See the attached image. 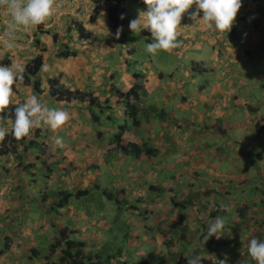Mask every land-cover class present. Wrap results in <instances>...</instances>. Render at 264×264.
Wrapping results in <instances>:
<instances>
[{
	"label": "crops",
	"instance_id": "crops-1",
	"mask_svg": "<svg viewBox=\"0 0 264 264\" xmlns=\"http://www.w3.org/2000/svg\"><path fill=\"white\" fill-rule=\"evenodd\" d=\"M142 11H146L142 3L129 0L123 3L121 15L124 18L119 19L118 26L123 31L117 38L109 36L102 15L92 14L90 0H56L55 15L34 31L16 33L14 49L8 50L0 42V66L24 69L35 56L41 54L43 66L38 78L42 93L36 96L49 108L67 111L70 117L56 132L43 126L34 129L25 138L26 143L35 139L42 146L27 151L19 147L18 156H0V191L4 192L1 194L12 193L7 209L15 213L16 206L20 204L22 207L21 203L28 198L27 194L38 193L42 186L54 192L60 186L57 184L59 177L68 181L69 176L76 178L85 173L78 184L89 189L91 182L86 181L87 177L97 186L100 183L99 177L96 179L99 174L119 167H126L127 171H135L138 177H142L136 187L148 186L150 191L149 187L152 186L156 190L150 192L155 196L157 188L166 190L162 197L151 196V200L157 201L156 198L160 197V200L174 203L175 177H180L183 186L202 185L209 192L208 195L206 191H201L206 202L200 198V203L204 204L199 207V212L197 206L194 207V221L190 225L195 227L187 231L195 228L196 232L197 226L214 222L210 221L209 213L211 209H218L221 211L218 216L223 217L228 225L222 234L232 236L236 246H239L244 264H256L248 248L253 238L264 242V0H242L231 31L224 35L203 31L199 19L190 18L196 12V6L191 7L181 19V34L177 38L181 46L171 53L158 51L162 57H180L183 66L169 64L150 71V65L142 62L135 73L142 77L135 81L125 69L121 52L123 42L129 41L130 35H138L145 41L141 33H132L129 29V22L137 19ZM9 18L0 8V37H4ZM78 24L94 38H99V46L86 45L77 39L75 25ZM54 36L57 37L56 42L53 41ZM37 39L40 41L38 48L35 47ZM117 42L120 43V51L115 53ZM70 43L74 44L73 47ZM64 44L75 51L76 56L58 58L57 54ZM130 49L127 48V56L133 53V49ZM102 69L118 73L123 83H118L120 80L116 81L114 75L104 73ZM52 79H58L59 86L71 92L78 91L97 98V105L89 107L88 102L78 100L69 103L55 101L49 96L48 81ZM140 81L141 99L136 104L140 111L138 124L132 125L113 91H127ZM13 91V104L5 113H0V117L7 115L14 121L17 105L24 103L34 92L31 87L19 82L14 83ZM251 91H260L255 94L258 105L249 104L255 99ZM147 102L151 103L152 109L145 115L148 112ZM197 111L199 117L195 116ZM92 114L95 118H92ZM94 119L96 122H93ZM101 120L109 123L115 120V123L120 122L119 126L126 125L127 131L122 130L120 134L119 126L116 131L121 135V145L134 143L131 137L140 136L139 144H135L145 147L147 151L154 150L157 154L149 160L141 158L137 161L120 154L113 142L114 126L101 128ZM0 126L7 128V134L12 132V125L6 121L0 120ZM57 136L63 139L64 148L55 145ZM43 163H46L45 167ZM29 164L32 166L28 167ZM48 166L52 169L51 174L47 172ZM58 167L62 172L55 174L53 168ZM213 182L222 187L221 192L215 193L210 188ZM115 183L114 187L117 188ZM187 188L189 192L185 198L189 200L194 188ZM46 195L40 193L37 196L40 203L35 209L41 208V204L46 206L51 203V197L45 199ZM190 203L195 205L194 200H190ZM158 211L162 212L160 216L166 212L165 209ZM57 213L58 219L63 214H69L64 208L57 210ZM78 213L75 211L73 217ZM229 219L233 224H229ZM55 224L57 231L64 226L60 221ZM186 225L183 222L180 228ZM69 229L78 236L80 229L75 225ZM257 231L259 234L262 232L261 235ZM48 243V239L42 244L32 240L33 245L29 247L43 249ZM8 261L12 264L16 259L9 254ZM32 261L38 259L31 260V263H35ZM40 264L45 262L41 261Z\"/></svg>",
	"mask_w": 264,
	"mask_h": 264
},
{
	"label": "rangeland",
	"instance_id": "rangeland-1",
	"mask_svg": "<svg viewBox=\"0 0 264 264\" xmlns=\"http://www.w3.org/2000/svg\"><path fill=\"white\" fill-rule=\"evenodd\" d=\"M194 7V6H192ZM189 11V10H188ZM185 14H188L185 13ZM184 14V15H185ZM129 41L123 42V50L121 52V56H124L125 59V65L126 70L129 72L131 76L136 73V69L142 65V62H144V65H150V71L152 68L157 67H165L169 64L176 65L177 67H182L183 64L181 63L182 60L180 57H175L174 55H170L168 57H162L159 56L158 53L153 56L152 54L148 53L146 51V40L142 37H139L138 35L128 36ZM78 39V38H77ZM80 40V39H78ZM83 41L86 45L89 44L84 40ZM154 42V41H152ZM99 38H97L96 41L92 42L93 47L99 46ZM71 47H73V43H70ZM130 47L133 49V53H129L127 56V48ZM117 50H115V53L117 51H120V43L117 42V45L115 46ZM131 49L129 51H131ZM104 73H108L109 75H114L118 81V83H123L121 81V77L116 72H109L105 70H101ZM118 78V79H117ZM141 79V78H140ZM139 79V80H140ZM136 83V82H135ZM137 85L142 87V83L137 82ZM254 94V100H251L249 103L251 106L258 105V98L256 99L255 94H259L260 91H251V94ZM248 97V95H247ZM246 97V98H247ZM150 101V99L148 100ZM262 101V99L260 100ZM146 108L148 110L145 115H148L150 110L152 109L151 103L147 102ZM65 111V110H64ZM199 117V111L195 114V116ZM101 118V117H100ZM195 119V118H194ZM197 119V118H196ZM150 120H152V116L150 117ZM118 124H120L119 121L113 120V123H109L106 120L100 121V127L105 128L108 126H114L115 135L118 128ZM94 125V124H93ZM264 132V131H263ZM114 135V136H115ZM111 137V135L109 136ZM113 137V135H112ZM111 137V138H112ZM231 137V135H230ZM132 142L139 144L140 136L131 137ZM113 154H115L113 152ZM114 157V156H113ZM113 160V158H112ZM133 164V161L131 162ZM32 165V164H31ZM56 166V165H54ZM56 170L55 174L57 172H60V168L58 167L53 168ZM108 172H105L103 174H99L96 179L99 177L100 183L97 184V189L95 188L94 181L92 182V179L86 178V181L91 182L90 183V189H92L93 193L88 198H82L80 200H71L68 202V204L64 207V209L68 210L69 214H63L61 215V218L58 219V213L51 209L50 204L43 206L42 204L39 205V209H35V207L40 203L36 198L40 193L47 194L45 196V199H48L50 196L52 201L56 203L58 199L56 197H53L55 192L58 191H65L64 189L70 190L71 192H76L80 190H84L85 188L79 186V182L81 176H85V173L82 175H78V177L73 178L70 176L68 177V181L61 180L60 177L57 178L58 182L57 184L60 185L56 188V190L53 192L52 190L48 191L47 186L40 187V190L38 193L31 192L30 194H27L28 198L25 199V202L21 203L22 207H20V204L16 206V211L9 212L7 209L8 203L11 202V196L10 194H1L4 193L0 191V246L3 247L6 244V241L4 238L8 237L11 239V242L9 243L8 250L2 255L5 258H2L0 256V264H10L8 261V255L11 254L14 259H16L15 263L12 264H40L41 259H38V261H32L35 263H31V260L29 258V250L34 247H29L32 243V240H36V242L42 244L46 241V239L50 240L52 238H55L58 235L57 230L54 228L57 227L55 223L60 221L64 226L62 227H69L71 228L72 225H75L77 229H80L77 231L79 232L78 236L75 234V238L78 237V239H81L87 243V246L92 251L98 250L103 245L105 248L102 249V254L104 251L111 252V250H121L122 261L126 258V251L127 247L133 248L135 250V254L132 255L131 261L136 262L139 256L145 255L149 252L154 254L155 256H160L166 253V246L171 245L169 247L170 252L177 253L180 251V248L177 246L179 240L181 239V229L180 225L182 223H186L187 225L183 227L184 228H191L195 227L190 224L193 223V214H194V207L197 206L198 212L201 211L199 207L203 206V204L206 202L205 199L202 196V192L205 188V186L202 185H188L189 188L193 189V196H190L191 199L187 200L185 197L187 193L189 192L186 185H182V179L180 177H175V186L173 189L176 190V193L173 194V199L177 202H169L166 200H160V201H153L151 200V196H155L152 192L148 191V186H142V187H136L138 183H141L142 177H138L135 171H127V168L119 167L118 169H113L112 171L107 170ZM86 172L89 173L88 170ZM109 172H113L114 174H109ZM91 173V172H90ZM134 173V174H133ZM94 171H92V175H94ZM170 176L171 173H168ZM65 176V175H64ZM147 177H150L148 175ZM56 179V178H53ZM94 179V178H93ZM116 182V183H115ZM83 183V182H80ZM115 184H117L118 189H124L126 196V200L128 202V205H125V207H122L120 211H118L114 203L107 202L104 199L99 200V193L102 192V190H108L111 192H114L115 190ZM163 188L165 186H162ZM227 187V186H226ZM87 188V187H86ZM210 188L214 189L215 193L217 191L221 192V188L218 185H216L215 182H213L210 186ZM171 189V188H170ZM249 190H251L250 187H248ZM204 191H208L205 189ZM215 193L212 194L213 200L215 201ZM167 194H165L166 196ZM183 195V196H182ZM122 196V197H124ZM157 196V194H156ZM155 196V197H156ZM168 196V195H167ZM53 197V198H52ZM170 197V196H168ZM11 198V199H10ZM200 198L203 200V204L200 203ZM34 199V201H28ZM87 200V201H85ZM190 200H194L195 205L190 203ZM134 202L131 205L130 202ZM7 202V203H6ZM182 203L183 206L178 204ZM160 204V205H159ZM15 208V205L12 206V209ZM154 208V209H153ZM146 209H151L152 215L148 218V220H141V213L142 211ZM165 209L166 212L160 216V213L158 210ZM214 211V209H211V211ZM75 211H78L76 217H73L75 215ZM72 212V213H70ZM175 212V214L172 215V213ZM209 213V212H208ZM81 215V216H80ZM185 216V217H184ZM183 217V218H181ZM185 219V220H184ZM210 223V222H208ZM175 226H178L175 228ZM193 231H188L185 234V242L188 245H194L197 242V235L195 232V228H192ZM41 232V234H40ZM262 232L257 231L258 235H261ZM126 236V242L123 241V237ZM225 234H221V236H224ZM114 240H117L116 242H113ZM215 240H218L215 237ZM168 242V245H167ZM172 242V244H171ZM8 243V242H7ZM112 243V245L110 244ZM170 243V244H169ZM36 247V246H35ZM190 249L188 250L190 252L192 246H189ZM87 248V251H88ZM124 248V249H123ZM40 249V248H39ZM187 251V252H188ZM242 251V250H241ZM188 252V253H189ZM240 252V249H239ZM188 253L184 254V259H187ZM236 254L233 252H226L224 254V258H227V264H236L238 262L236 258ZM4 259V260H2ZM12 259V258H11ZM204 259H207L208 264H216V260L211 257H204ZM221 259V260H223ZM219 262V260H217ZM39 262V263H37ZM205 264V263H204Z\"/></svg>",
	"mask_w": 264,
	"mask_h": 264
},
{
	"label": "trees",
	"instance_id": "trees-1",
	"mask_svg": "<svg viewBox=\"0 0 264 264\" xmlns=\"http://www.w3.org/2000/svg\"><path fill=\"white\" fill-rule=\"evenodd\" d=\"M124 1L126 0H90V3L92 5V13L96 16L102 14L109 36H114V37L116 36L120 15L123 10ZM129 1H133L134 3H142L141 0H129ZM75 26L80 40H84L88 43L96 41V39L91 35V33L84 30V28L80 24ZM43 32L47 33L46 31ZM141 34L146 38L145 39L146 43H151L153 41L151 38V33L147 29L142 30ZM53 41L54 42L57 41L56 36H54ZM39 44L40 41L38 39L35 40L36 48H38ZM73 56H76L75 51H69L66 48L59 51L57 54L58 58H68ZM42 66H43V57L41 56V54H38L24 68L23 80H17L16 82H19L24 86L31 87L35 95H40L42 93V89H41V82L38 78V74L42 70ZM141 77H142L141 75H137V74L133 75L135 81H137ZM48 86H49V96L54 98V100L57 102L69 103L78 100L80 102H88L89 107H94L98 103L97 101L98 99L92 97L91 95L82 94L78 91L71 92L59 86L58 79L49 80ZM140 91H141V87L136 83L133 84L132 87L127 91H120V90L113 91V93L118 99L119 104H121L124 107L125 116L127 117V119H130L132 121V125L138 124L137 118L140 111L138 110L136 103L141 99V96L139 94ZM92 118H95L94 114H92ZM93 122H96V120L94 119ZM119 130L121 134L122 130L123 131L126 130V125L119 126ZM35 134L38 133L36 132ZM120 134L118 132L113 138V142L117 145V150L120 154L124 156H129L134 161L140 160L141 158L149 160L152 156H155L157 154L156 151L154 150L147 151L145 147L138 146L135 143H128L126 146L121 145L122 139ZM34 136H35L34 138H37V135ZM37 146H42V145L36 143L35 139H32L29 143L25 142V138L18 141L15 139L14 135L11 132L7 134L5 136V139L0 143V156H8V155L18 156L19 147H21L23 151H27L33 148H37ZM31 166H32L31 164L28 165V167ZM43 166L45 167L46 163H43ZM46 169L49 174L52 173V169L50 166L46 167ZM63 172H65V170ZM95 188L97 189L98 187L95 186ZM153 189L154 187L152 186L149 187L150 191H152ZM154 190H156V188ZM111 191L102 190V192H100L98 195L99 200L102 201V199H104L109 203L110 202L114 203V206L118 211H120L122 207H125V205H128L126 198L122 197L125 194L124 189L115 188L114 192ZM164 192H166L165 189L157 188L156 194L162 197L164 195ZM92 193L93 191L90 188L76 192L61 190L58 191L57 193L55 192V194L53 195L54 197H56V199H58V201L56 203L51 201L50 207L51 209H61L65 207L69 201L71 200L81 201L82 198H88L90 195H92ZM206 194L209 195V192L206 191ZM156 199L158 201L160 200V197H157ZM132 203L134 202L132 201L129 204L131 205ZM220 213L221 211H219L218 209H215V211L212 210L209 213L210 221L214 220L215 217H217ZM150 215L151 212L145 209L142 211L140 218L142 221L148 220ZM229 224H233L231 219H229ZM208 226H209L208 223H203L201 226H197L198 229L196 231V235L198 238L196 244L188 245L184 241L185 234L188 231L187 228L183 229L182 227L181 236H180L181 239L179 240L177 245L180 248L179 252L177 253L170 252L169 247H171V245H169L166 246L167 251L165 254L160 256H155L154 254L149 252L145 255L139 256L136 262L131 261L132 255L136 253L133 248L127 247L128 251H126V258L124 261H122L121 259L122 253L120 249L115 251L111 250V252L104 251V253L102 254L101 253L102 249L105 248L106 246L103 245L98 250L92 251L91 249L88 248L87 243L85 241L75 238L74 231H72L68 227H62L57 231L58 235L55 238H52L51 242L45 245V248L30 249L29 258L30 259L42 258L45 260L46 264H187V259H184L183 256L185 254V251L186 254L189 252L188 251L190 249L189 246H192L190 252L188 253L187 258L193 255L201 256L203 258L201 259L200 264H204L206 263L207 260L204 259V257L211 256L216 261L217 260L220 261L221 259L224 258V254L226 252L228 251L229 252L234 251L235 253L237 252L239 246H236V242L233 241V239L231 238L232 236L230 234L221 236L218 240H215V236H212L207 240V242L204 243L203 236L207 234ZM227 227L228 225L225 224V228ZM122 237H123V241L126 242L127 239L126 236L124 237L123 235ZM4 239L6 241V244L0 248V256H2L8 250L9 243L11 242V239H9L8 237ZM116 241L117 240H114L113 242ZM110 244L112 245V243Z\"/></svg>",
	"mask_w": 264,
	"mask_h": 264
},
{
	"label": "clouds",
	"instance_id": "clouds-1",
	"mask_svg": "<svg viewBox=\"0 0 264 264\" xmlns=\"http://www.w3.org/2000/svg\"><path fill=\"white\" fill-rule=\"evenodd\" d=\"M142 3L146 11L139 12L138 18L129 22V29L137 34L145 29L150 31L154 42L147 43L145 47L146 51L153 56L158 51L171 53L181 46L177 40L181 34V19L193 5L196 6V12L190 18L199 19L203 31L215 32L219 35L228 34L231 31L237 13L242 7V0H142ZM0 8H3L10 17L6 22L4 33V37L7 38L0 37V42L8 50H12L16 46V33L34 31L37 26L46 24L55 15L56 0H0ZM120 18L123 19V15ZM122 31V27L117 29V38ZM95 39L97 40V37ZM89 43L92 44V42ZM61 46H64L62 50L66 48V44ZM23 71L24 69L19 66H0V113H5L9 105L13 104V85L17 80H23ZM14 117V121L7 115L0 117V120L12 125V134L18 141L29 137L34 129L43 126L56 132L70 118L67 111L49 108L34 94L24 103L17 105ZM6 135L7 128L0 126V142ZM54 143L59 148L65 147L63 139L59 136L55 138ZM54 210L57 212L59 209ZM224 228L225 219L220 216L215 217L214 222L208 226L207 234L203 236V242H207L212 236L219 239ZM248 252L256 264H264V242H259L255 238L251 239ZM236 253L238 260L236 264H244L239 247ZM202 258L198 255L190 256L187 258V264H200ZM42 260L45 262L44 259ZM216 262V264H227V258ZM205 264H208L207 261Z\"/></svg>",
	"mask_w": 264,
	"mask_h": 264
}]
</instances>
